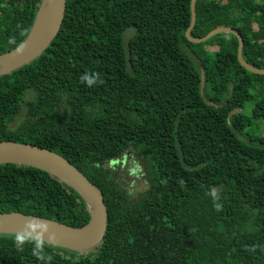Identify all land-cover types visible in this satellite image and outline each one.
Wrapping results in <instances>:
<instances>
[{
  "label": "trees",
  "instance_id": "1",
  "mask_svg": "<svg viewBox=\"0 0 264 264\" xmlns=\"http://www.w3.org/2000/svg\"><path fill=\"white\" fill-rule=\"evenodd\" d=\"M40 1L0 0V54L24 39ZM189 1L65 0L47 48L0 76V141L59 155L102 195L100 244L82 254L46 245L52 264H264V75L239 66L230 34L188 42ZM194 12L192 38L233 28L244 62L264 68V0H195ZM86 71L103 84H81ZM124 154L143 165L135 198L103 167ZM8 212L71 227L88 220L65 184L1 164ZM13 237L0 234V264H40Z\"/></svg>",
  "mask_w": 264,
  "mask_h": 264
},
{
  "label": "water",
  "instance_id": "2",
  "mask_svg": "<svg viewBox=\"0 0 264 264\" xmlns=\"http://www.w3.org/2000/svg\"><path fill=\"white\" fill-rule=\"evenodd\" d=\"M194 4L195 0L189 1L190 17L189 24L184 31L185 39L192 44H199L218 34H230L237 41L236 60L239 66L251 74L264 75V68H253L242 59V39L235 29L218 26L200 38H192L189 35L195 21ZM64 7L65 0L40 1L31 27L21 41L27 45L24 54L16 55L15 48L0 54V76L27 65L47 48L57 34L63 18ZM1 164L39 170L65 184L85 204L88 220L80 227H71L53 220L18 212L0 213V234L14 235L23 228L26 220L36 217L47 221L51 225L50 231L56 233L57 240L51 246L82 254L91 251L100 244L106 226V211L102 195L77 169L51 151L11 141H0ZM45 238L47 239V237Z\"/></svg>",
  "mask_w": 264,
  "mask_h": 264
},
{
  "label": "clouds",
  "instance_id": "3",
  "mask_svg": "<svg viewBox=\"0 0 264 264\" xmlns=\"http://www.w3.org/2000/svg\"><path fill=\"white\" fill-rule=\"evenodd\" d=\"M9 44H14L13 39H9ZM27 45L24 42L16 44L15 53L22 56L25 52ZM103 80L98 72H84L80 76V83L85 87L91 88L99 84H103ZM213 207L216 211L223 209V204L220 203L221 197L216 188L210 190ZM51 225L36 217L28 219L24 222L23 228L14 234L12 243L16 250L23 252L26 245H32L31 255L35 257L40 264H52L53 256L45 251L46 245H51L56 242L57 237L54 231H50ZM47 237V239L45 238Z\"/></svg>",
  "mask_w": 264,
  "mask_h": 264
},
{
  "label": "rangeland",
  "instance_id": "4",
  "mask_svg": "<svg viewBox=\"0 0 264 264\" xmlns=\"http://www.w3.org/2000/svg\"><path fill=\"white\" fill-rule=\"evenodd\" d=\"M252 30H256L255 25H252ZM132 33V30H127L123 33L122 39L124 45ZM207 50L211 52L215 51L216 48L208 47ZM200 86H202V82ZM27 97H29V95H27ZM22 112L23 108H21L20 114L15 118L13 125L22 118ZM259 127L260 130H264V124H260ZM103 167L114 175L118 184L126 190L130 197L135 198L144 189L145 180L143 176V165L137 157L124 154L119 160L106 162Z\"/></svg>",
  "mask_w": 264,
  "mask_h": 264
}]
</instances>
